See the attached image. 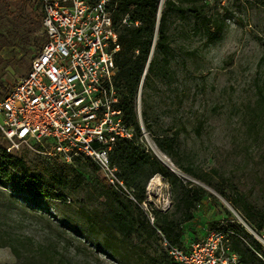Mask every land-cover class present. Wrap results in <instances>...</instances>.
<instances>
[{
    "label": "rangeland",
    "instance_id": "obj_1",
    "mask_svg": "<svg viewBox=\"0 0 264 264\" xmlns=\"http://www.w3.org/2000/svg\"><path fill=\"white\" fill-rule=\"evenodd\" d=\"M177 3L183 8L169 13L166 56L154 52L160 71L146 86L144 82L142 107L152 128L148 129L143 113L149 139L140 144H149V151L172 163L182 178L208 189L195 218L184 225V241L204 237L227 219L251 232L244 222L255 229L253 225L217 188L239 194L264 210V0ZM193 3L212 17V25L187 10ZM41 16V3L36 0H0V95L28 71L40 51L45 40ZM34 27L37 31H32ZM167 132H179L181 161L193 165L211 184L176 166L159 147L170 162L156 152L151 146L156 144L154 133ZM0 143L6 145L3 137ZM14 154L25 159L31 172L49 181L47 169L56 160L45 159L26 146ZM14 173L23 175L19 170ZM85 175L84 181L69 184L67 200L56 192L37 195L18 182L0 178V242L13 240L18 250L16 254L11 246L1 244L0 264H157L159 250H164L161 238L153 242L134 234L116 241L93 227L91 216L99 211L94 217L108 221L111 206L128 197L121 192L117 197H102L94 182L101 185L103 173L93 176L88 169ZM147 191L146 210L150 203L161 210L172 208L168 179L152 177ZM255 231L264 234V230ZM258 235L254 236L260 240ZM45 248L50 251L43 253Z\"/></svg>",
    "mask_w": 264,
    "mask_h": 264
},
{
    "label": "built area",
    "instance_id": "obj_2",
    "mask_svg": "<svg viewBox=\"0 0 264 264\" xmlns=\"http://www.w3.org/2000/svg\"><path fill=\"white\" fill-rule=\"evenodd\" d=\"M45 41L32 58L28 71L0 97V132L7 150L29 147L48 160L74 163L90 158L108 183L136 201L135 194L117 174L111 152L121 138L138 143L149 139L143 119L142 90L145 68L136 97L141 133L127 122L119 104L123 93L117 83L120 30L115 22L116 0H40ZM164 0H159L158 25ZM129 26L141 20L130 13ZM154 37L151 58L156 50ZM139 53V50L136 51ZM143 147L149 150L150 145ZM153 147V144L151 143ZM223 220L200 239L162 244L173 264H243L232 249L231 239L240 236ZM251 232L255 229L244 222ZM264 244V234L258 235ZM258 254L264 258L260 252Z\"/></svg>",
    "mask_w": 264,
    "mask_h": 264
},
{
    "label": "trees",
    "instance_id": "obj_3",
    "mask_svg": "<svg viewBox=\"0 0 264 264\" xmlns=\"http://www.w3.org/2000/svg\"><path fill=\"white\" fill-rule=\"evenodd\" d=\"M36 1L40 4V0ZM116 1L118 6L114 18L120 30L121 44V49L117 53L119 71L116 80L123 93L119 106L124 112L127 122L136 127L137 136H139L141 126L136 111L139 85L149 61L145 82L149 81L153 74H158L160 71L158 57L154 55L151 58L154 37L157 33L156 51L159 50L166 56L169 41V13L173 9L182 10L183 7L179 6L177 0H166V9L158 25L159 0ZM187 10L203 23L213 24L212 17L203 12L201 6L197 3H193ZM127 13H130L134 19L141 20V24L134 27L124 24L123 18ZM32 31H37V27H34ZM137 50H139V53L136 52ZM8 90L0 97L4 96ZM261 98L264 104L263 89H261ZM143 113L146 116L147 127L151 129L152 125L148 123L147 112L144 110ZM0 137H2L1 132ZM154 140L158 147L174 161L176 166L192 177L211 184L206 175L197 171L193 165H186L181 161L179 132L154 133ZM111 160L112 164L117 167L118 176L124 180L135 194L136 201L128 198V201L115 202L111 206L108 221L102 220L99 216L95 218L94 216L100 214L97 211L96 215L91 216L93 227H99L110 239L116 241H124L134 234H142L151 241L157 242L160 238L162 239V233L170 243L184 245V225L195 218V211L198 205L207 197L208 189L191 179L182 178L158 156L143 148L138 143L137 137L135 139L121 138L111 152ZM75 163L77 165H74ZM88 169L96 174L93 176H99L102 172L97 163L90 158L77 159L74 163L56 160L54 165L47 169L50 173V179L46 181L45 175L31 172L23 157L8 151L6 145L0 143V178L8 182H18L26 190L37 195L48 196L50 193L56 192L59 198L67 200L69 195L65 190L69 187V184L76 179L80 182L84 181L85 172ZM14 170L21 171L23 175H15ZM157 174L168 179L171 185L172 208L168 210L153 207L152 203H150V210L143 207V203L147 202L148 199V182ZM100 183L101 185L94 182L96 191L102 197H112V194L116 197L119 195V192L113 186L106 184L108 181L105 177L101 179ZM217 189L237 210L244 214L246 220L257 231L262 232L264 230L263 209L245 200L239 194H231L224 189ZM228 221V225L240 235L232 237L231 246L240 255L241 262L243 264H264V258L258 254L260 252L264 255L263 243L246 227ZM246 235L252 241H249ZM1 244L11 246L14 252L18 253L13 240L8 239L5 242H0ZM45 251L47 253L50 250L42 249L43 253ZM156 263L173 264V261L165 250L160 249L156 257Z\"/></svg>",
    "mask_w": 264,
    "mask_h": 264
},
{
    "label": "bare ground",
    "instance_id": "obj_4",
    "mask_svg": "<svg viewBox=\"0 0 264 264\" xmlns=\"http://www.w3.org/2000/svg\"><path fill=\"white\" fill-rule=\"evenodd\" d=\"M154 149L156 150V152L162 157L164 158L166 161H169V158L158 148V146L156 144H153ZM159 174L154 176V179L158 178Z\"/></svg>",
    "mask_w": 264,
    "mask_h": 264
},
{
    "label": "water",
    "instance_id": "obj_5",
    "mask_svg": "<svg viewBox=\"0 0 264 264\" xmlns=\"http://www.w3.org/2000/svg\"><path fill=\"white\" fill-rule=\"evenodd\" d=\"M149 64H150V61H149ZM149 64H148V66H149ZM161 159V158H160ZM162 160V159H161ZM164 161V160H163ZM165 162V161H164ZM168 166H170V168L173 170V171H175V172H177V170L174 168V166H173V164L171 163V164H168L167 162H165ZM178 173V172H177Z\"/></svg>",
    "mask_w": 264,
    "mask_h": 264
}]
</instances>
